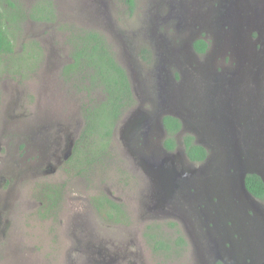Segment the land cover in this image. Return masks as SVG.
Listing matches in <instances>:
<instances>
[{"label":"rangeland","instance_id":"obj_1","mask_svg":"<svg viewBox=\"0 0 264 264\" xmlns=\"http://www.w3.org/2000/svg\"><path fill=\"white\" fill-rule=\"evenodd\" d=\"M17 1L21 2L24 7H30L37 0ZM51 1L57 20L45 22L27 19L22 27L12 32L14 51L11 57L4 55L0 58V134L6 135V138L4 136L1 138L0 143V157L4 158V162L0 161V167L3 166L6 169V175L13 167L11 159L15 157L16 160H20L24 156L23 150L12 152L8 148V141L14 135V132H22L26 128L29 131L31 127L35 126L38 129V122L44 120V123L56 126H60L61 123L59 128L64 132V134L60 132V136H64L63 143L66 142L68 135L69 139L74 138L76 141L79 134H81L84 120L82 125L79 123L74 125L72 115L74 120L78 116H82L83 106L91 98L95 101L105 98V95L98 88L95 91L87 92L84 89L86 80L83 81L84 84L79 85L80 80L70 79L62 75L61 68L71 59L67 38L72 33L80 31V29L81 31L89 29L100 31L111 46L113 53L116 54L122 51V44L125 45L123 41L131 37L130 40L134 42L132 36L142 39L145 36L144 34L147 33L152 39L160 36L175 38L182 45V53L185 52L186 54L189 51H186L183 46L195 38L190 39L192 33L199 32L190 24L193 20L189 16L190 13L180 12V2L182 0L180 2L178 0H134L132 8L128 6L125 0ZM255 1L264 2V0H251L253 3ZM0 4H4L2 0H0ZM186 4L191 5L190 3ZM253 6L255 4L251 5V7ZM247 7L248 5L241 10V13L247 10ZM203 8L205 7H196L198 10L195 13L199 24L195 26L201 27L203 29L201 33H207V39L211 42L214 54L209 57L210 60L217 54L216 48H219V46L226 47L227 64L230 65L232 72L230 77H234V73L236 78L238 77V80H240L237 85L234 80H225L226 88L222 89L220 93L225 97H229L230 104L234 108L239 105L241 99L248 96L252 108L255 107L258 113L250 118L247 117V112H244L242 123L264 126V98L260 93L261 87L251 78L253 72L257 70L259 76L262 75L263 65H260V67L255 65L253 51H249L246 47L242 35L236 34V32L233 33V12L227 18L223 17V19L220 17L215 18V16L209 14L206 18L204 17L205 11L200 10ZM10 11L11 9H7V15H11ZM188 12L190 11L188 10ZM159 15H164V21H156L159 19ZM258 21H260L259 25ZM258 21L251 25L256 24L258 29L263 31L264 17L259 18ZM174 24H176L175 27ZM243 28L245 29L246 26ZM137 31H140L141 34H137ZM249 32L246 31V34ZM253 32H258V30L253 29ZM239 44H241V48L237 50ZM132 46H134L133 43ZM243 47L245 48L244 51ZM234 48H236L235 52L233 51ZM31 51L34 52L33 58H31L33 62L17 61L20 56H24ZM261 54L264 55V45ZM219 59L217 57L215 61ZM175 60H177L176 51L173 50L170 53V61ZM20 64L23 69L19 70L17 65ZM247 66L251 68V71L245 70ZM17 71L20 72L17 73ZM76 84L78 85L76 86ZM196 105L190 109L174 110L180 113L185 120L187 124V131L185 132L190 133L192 137L195 135L194 132H200L201 136H207L206 139L210 147H217L218 158L213 156V161L210 160V167L214 166L215 172H219L218 165L222 164L225 149L210 133L211 128L202 121L204 119L203 113L207 109L206 106L201 102H197ZM132 108L133 110L129 112ZM132 108L125 113L123 112L118 122L119 128L123 125L127 126L128 117L137 109L141 114H152L150 111L151 104L148 107L137 101ZM195 112L199 113L194 114ZM150 118L153 128L156 131L160 129L157 116L153 114ZM134 125L132 124V127ZM45 133H42V135ZM158 137L157 135L153 136L151 146L143 148V153H140L138 149H134V152H132L131 147L127 146V149L118 132H115L110 139L109 152L99 154L97 161H86L88 157L85 153V146L81 143L80 148L82 150L74 156L75 159L66 162L61 167H55L53 170L45 172L36 168L30 173V176L19 179L15 190H21V196L12 202V206H20L22 200V206L18 208L21 211L19 223H17L20 229L18 230V227V231L15 228L4 230L5 239H0V250L2 245L5 244H7L5 248L7 250L0 254V264L5 262L6 259L10 262L16 261L18 264H62L65 261L62 256L67 245L64 247V245L60 246L59 244H62L60 241H62L64 235L61 234L58 238L50 236L52 233L51 225H53V222H57V219H49L47 215H41L40 209L36 208L40 204L41 197L35 189L40 190L42 187L46 191H50V189L57 191L58 196L60 195L61 198L58 204L62 213L73 210L82 216L90 210L95 211L94 206L97 202H101V199L97 196H106L112 201L118 199L117 202L119 201L118 203L125 205L130 210L131 215L136 218L139 215V199L144 194L146 195L144 205H146L149 213L146 223L153 221H155L153 224L159 223L160 225H157L162 228L167 237L176 236L177 232L182 231L188 233L187 229L192 234L197 233L198 228L189 223L184 224L182 216L178 214V212L185 211L186 204H182V202L176 204L175 200H172L173 203L166 206L165 209L162 208L164 205L158 208L155 200L154 182L144 169V166L160 161V158L166 153L162 146V139ZM16 141L17 139L13 136L11 145L15 146ZM216 143L219 145L217 146ZM262 145L261 151H264V136H262ZM177 149L180 151L183 150V147L181 146V149L177 147ZM25 150L31 155L26 159V166L37 165V155L31 152L32 150L29 147ZM160 155L162 156L159 157ZM77 157H79L78 161H76ZM81 159L84 160V164L80 161ZM183 166L190 170L193 167L188 159L184 161ZM45 184L48 186L45 187ZM5 191L6 188L0 189V192ZM225 199L229 200V197L226 196ZM260 205L264 207L262 203ZM7 208L12 210L10 207ZM188 209L189 207H187ZM165 213L166 216H162ZM173 214L180 215V220H177ZM96 215L98 238L106 247H112L111 240L119 237V233L124 238L126 237V232L121 229L118 230L117 225L110 226L102 214ZM2 218L3 220L7 219L6 216ZM171 228L175 230V233ZM246 228L250 229L249 227ZM21 230L25 234H21ZM13 234L19 241L22 237L26 239L27 242L21 245L23 248L17 246L18 241H12ZM198 238H201V235H198ZM237 238L239 239V237ZM193 243L194 246L190 243L189 253H191V256L187 252H182L175 264H205L202 258L195 255L196 252L198 253V247L195 241ZM66 263L68 262L66 261Z\"/></svg>","mask_w":264,"mask_h":264},{"label":"flooded vegetation","instance_id":"obj_2","mask_svg":"<svg viewBox=\"0 0 264 264\" xmlns=\"http://www.w3.org/2000/svg\"><path fill=\"white\" fill-rule=\"evenodd\" d=\"M180 1L181 0H178V2ZM186 3H190L191 5H187ZM253 4H255V6L251 7ZM247 5V10L251 18L254 16H258L259 18L264 17V2L255 1L253 3L251 0H182V2H180V12L190 13L189 16L191 20L193 19L190 24L194 26L196 31H199L190 35V39L193 37L195 38L192 39V49L189 53L186 52V54L185 52L184 54L182 53V45L175 38L160 36L152 39L146 33L142 39L132 36L134 42L130 40L131 37L123 41L125 45L122 44V51L116 54V59L120 64H124L122 66L127 70L134 101H139L142 105H147L148 107L149 104H151L152 108H150V111L152 114L158 115L161 124V128L156 131L151 125L150 117L152 114L147 115L143 117L142 120L146 128L142 126L140 128L145 132L141 134L138 132L140 129L138 131L134 129V132L138 134V138L124 140L123 138L125 136L123 130L130 125L131 122L134 123V119L138 116H142V114L138 109L133 111L126 121V127L123 125L119 128L117 123L113 130V134L118 132L119 137L124 140V142L130 143L129 146H132V152H134V149L143 152V148L150 147L153 143L152 137L155 135L162 139V144L164 143V139L168 134L164 127L163 118L164 116L171 115L167 113L170 109L175 108V110L180 111L194 107L197 102L205 104L206 101L211 98L218 99L221 94L220 92H222L221 90L226 88L225 80H229L232 74L230 65L227 64L226 47L219 46V48H216L217 54L219 55H214L210 60L209 57L214 54V52L211 42L207 39V33H201L203 29L195 26L199 24L195 13L198 10L196 7H205L200 10L205 11L204 17L206 18L207 14H209L210 16H215V18L220 17L223 19V17L227 18L234 11V7L238 6L242 10L243 7ZM188 10L190 12H188ZM166 15L168 16L169 14ZM163 19L164 15H159V19L156 21H164ZM251 23L252 22L249 23L251 26L250 38H252L251 40L255 43V50H257V54L253 52L255 59L254 63L255 65H259V67L263 65L264 70V55L261 54L263 53L264 30L260 31L258 27L251 25ZM175 26L176 24H174V27ZM253 29L258 30V32H253ZM137 34H141V32L137 31ZM198 38H203L207 41L208 47L203 53H198L193 47V42ZM132 43L134 46H132ZM239 48H241V44L237 45V50ZM235 49L236 48L233 49L234 52ZM173 50L176 51L177 60L171 62L170 53L173 52ZM244 50L245 48H243V51ZM217 57L220 59L215 61ZM256 72H258V70ZM188 75L190 77H187ZM263 78L264 71L260 76V80L262 79L260 93L264 98ZM196 106L199 108L198 105ZM132 110L133 108L129 110V112ZM198 113L199 112H195L194 114ZM172 116L177 117L173 114ZM177 118L181 121L179 117ZM72 119L75 123L74 125H76V123L82 125L83 111L82 116H78L77 119L74 120L72 115ZM202 121H204V119ZM60 126L44 123L43 120L42 122H38V129L37 126H35L31 127L29 131H27L26 128L22 132H14L13 136L17 139L15 146L11 145L13 136L8 141V148H10L12 152L23 150L24 156L20 160H16L15 157L11 159L13 167L9 174L7 173L8 175H6V169L3 166L0 167V189L6 188L5 192H0V234H2L0 235V239H5V229L13 230L15 228V230H17L18 227V230L20 229L17 223H19L21 211H19L18 208L22 206V200L20 201V206H12V202L21 196V190H15L18 186L19 179L30 176V173L36 170V168L40 171L44 170L45 172L47 170H53L55 167H61V165L69 162L73 154L75 139H69L68 135L66 137V142L63 143L64 136H60V132H63V130L59 128ZM216 127H218V122L215 121V129ZM258 127L264 130V126ZM132 130L133 129H131V132ZM185 131L186 129L182 127L175 135L177 136L178 146L183 145L182 136ZM42 133L45 134L42 135ZM39 134L40 136H38ZM133 135L134 134L131 133V136ZM3 136L6 138V135L0 134V143ZM200 138L201 136L199 134L193 135V140L196 143H198ZM27 147L31 148V152L37 155V165L35 164L32 167L26 166V159L28 156H31L25 150ZM67 151L69 152V156L65 158ZM0 161L4 162V158L0 157ZM207 177L209 176L197 174L190 179V197L184 196L180 190H176L173 196L166 199L157 200L155 197L158 208L164 205L162 208L165 209L166 206L173 203L171 202L172 200H175L176 204L179 202L186 204V212H188L187 207L189 206H194L193 211L195 212H197L196 210L199 207L202 208L204 206L208 207L207 209H211L212 212H215L219 208L220 201V198L215 197L216 195L222 198L224 197V199L227 196L233 202L237 201L233 196L235 190H230L228 188L227 182L221 177V174L220 177ZM46 186L48 185L45 184V187ZM190 188H192V190H190ZM187 190L184 189L183 191L187 192ZM194 190L198 191L201 196L202 201L200 203L197 199L191 198L192 191ZM35 191L41 197L40 204L36 206V208L40 209L42 212L41 215H47L49 219H57V222H53V225H51L53 234L51 233L50 236L52 235L53 238H58L61 234L64 235L62 241H60L62 244L56 242L59 243L60 246L64 245L65 247V245H67V247L64 248L62 256L65 261H63L62 264H65L66 261L68 262L66 264H175V261L182 252L189 253L191 247L190 243L192 246L194 241L198 244L196 237H194V233L192 234L188 229V233L182 231L177 232L176 236L167 237L163 233L159 223H157L159 225L153 224L155 221L146 223L149 213L146 205H144L146 195H144L143 192L142 198L139 199V215L134 218L125 205L118 203L119 201L117 202L118 199L113 201L118 207H110L109 204H106L104 207L95 205V211L90 210L88 213L85 212L83 216L77 214L73 210L62 213L60 205L58 204L61 198L60 195L58 196L56 190L50 189V191H46L42 187L40 190L35 189ZM47 193L50 195H47ZM169 199L171 200L169 201ZM256 201L264 205V200L256 199ZM166 202L168 203L165 205ZM7 207L12 208V210H8ZM78 207L81 208L80 206ZM96 214H102L107 219L110 226L117 225L118 230L121 229L125 231L126 237L124 238L119 233V237L111 240L112 247H106L98 238ZM178 214L182 216V222L184 224L189 223L194 226L199 223V220L205 218L202 216V211L194 215H188L183 212H178ZM180 215L173 214L177 220H180ZM3 216H6L7 219L3 220ZM162 216H166V213ZM149 225L153 226V228H148ZM212 227V223L208 224L205 222V224L200 225L197 233V235H201V244H198V250L199 247H201L205 254L201 257L196 252L195 255L202 258L205 264H218L221 262L219 259L215 260L216 258L212 257L209 250ZM17 231L15 232L17 233ZM65 231H67V233H65ZM172 231L175 233V230L172 229ZM20 232L21 234H25L22 230ZM226 233L225 229L221 232L219 230L216 231L217 236ZM180 234L183 235L185 239L186 243L184 246H181L178 241V235ZM235 237L238 236L235 235ZM12 241H18L19 243L17 246L20 247H22V243L27 242L24 237L19 241L14 234L12 236ZM6 247L7 244L2 245L0 254H2L4 250L6 252ZM189 254L191 256V253ZM245 261L247 262L246 264H248L250 258H245ZM2 264H18V262H10L6 259ZM221 264L223 263L221 262Z\"/></svg>","mask_w":264,"mask_h":264},{"label":"water","instance_id":"obj_3","mask_svg":"<svg viewBox=\"0 0 264 264\" xmlns=\"http://www.w3.org/2000/svg\"><path fill=\"white\" fill-rule=\"evenodd\" d=\"M258 19V16L251 18L248 10L241 13L240 7H234L233 33L236 32V34L242 35L246 47L249 51H253L254 54H257V50H255V43L250 38L251 26L249 23H255ZM259 22H257L258 25L260 24ZM244 26H246L245 29L243 28ZM246 31L250 32L246 34ZM183 47L186 48V51H190L192 49V40ZM245 70L251 71V68L247 67ZM235 78L236 75L234 74V77H230L229 80H234L237 85L240 80H238V77ZM251 78L256 84H259V75L256 71L253 72ZM249 100L250 98L246 96L234 108L230 104L229 97H225L221 93L218 99L211 98L204 104L207 109L203 113V122L211 128L210 133L214 135L218 143L223 145L222 148L225 149L222 164L218 165L219 172H215L214 166L210 168V160L213 161V156L218 158L217 147H210L206 139L207 136H201L200 132H194L201 136L198 143L209 151L205 162L201 166H193L191 170L185 168L183 163L186 156L184 151H179V149L172 152L166 150L164 156H159H162L160 161H155L148 165V174L152 178V182H154L157 200L173 196L176 190H180L184 196L190 197L188 180L197 174L209 176L207 178L220 177L221 174V177L227 182L228 188L235 190L233 196L236 198V202H233L230 198L225 200L224 197L215 196L220 198L219 208L215 212L207 209L208 207L206 206L199 207L196 210L197 212L193 211L194 206H189L188 212H186L188 215H194L202 211V216L205 218L199 220V223L196 224L198 229L205 222L213 224L209 250L212 257L216 258L215 260L219 259L223 264H246L245 258H250L248 264H264V207L252 197L245 186V177L248 173L259 175L264 182V151H261L263 147L261 135H263L264 130L261 127L259 128L257 124L256 126L252 123L248 125L242 123L244 121V112H247V117L250 118H253L258 113L255 107L252 108ZM174 109H170L167 113L179 117L183 129H187V124L182 115ZM155 115L161 128L160 118L157 114ZM145 116H147V113L138 116L134 119V123L131 122L123 130L124 139L138 138V134L134 132V129L138 131L141 126L144 127V121L142 122V120ZM215 121L218 122L216 129ZM132 124L135 125L132 127ZM131 129H133L132 132ZM138 132L143 134L145 131L140 129ZM131 133L134 135L131 136ZM124 144L128 147L130 145L128 142ZM219 144L216 143L217 146ZM68 156L69 152L67 151L65 158ZM184 189H188L187 192H184ZM191 198L197 199L199 203L202 201L200 194L196 190L192 191ZM246 227L250 229L248 230ZM224 229L227 232L226 234L216 235L217 230L221 232ZM197 233H194V237H196L198 244H201ZM198 244L197 247L199 246ZM198 254L201 257L205 254L201 247H199Z\"/></svg>","mask_w":264,"mask_h":264},{"label":"trees","instance_id":"obj_4","mask_svg":"<svg viewBox=\"0 0 264 264\" xmlns=\"http://www.w3.org/2000/svg\"><path fill=\"white\" fill-rule=\"evenodd\" d=\"M125 1L128 6L133 7L134 0ZM2 2L4 4H0V58L4 55L11 57L14 51L12 32L22 27L27 19L45 22L57 20L51 0H37L30 7H24L17 0H2ZM4 5L8 7L6 8ZM7 9H11V15H7ZM67 39L71 59L61 68L62 75L80 80L79 85L84 84L83 81L86 80L84 89L87 92L95 91L98 88L105 95L103 100L95 101L91 98L88 103L84 104L82 110L84 125L81 134L75 141L71 158L75 159L74 156L80 153L82 150L80 144L83 143L88 157L86 161H97L99 154L109 152L110 139L116 124L121 119L123 112L128 111L135 103L130 80L126 68L117 61L116 53H113L102 32L93 29L81 31L80 29ZM193 47L198 53H203L208 44L205 39L198 38L193 42ZM33 55L34 52L31 51L20 56L17 61L31 63ZM17 67L19 70L22 68L21 64ZM19 72L17 71V73ZM163 123L168 134L164 139L163 146L167 151H173L178 146L175 135L182 128L181 121L175 116L167 115L164 116ZM182 144L189 162L201 163L209 153L204 146L194 143L192 135L188 132L183 134ZM79 157L76 158V161ZM80 161L84 164L83 159ZM245 185L254 197L264 200V182L259 175L248 173L245 177ZM47 195L50 194L47 193ZM97 197L101 199V202H97V206L104 207L109 204L110 207H118L106 196ZM149 227L153 228L150 225ZM178 241L181 246L186 243L181 234L178 235Z\"/></svg>","mask_w":264,"mask_h":264},{"label":"clouds","instance_id":"obj_5","mask_svg":"<svg viewBox=\"0 0 264 264\" xmlns=\"http://www.w3.org/2000/svg\"><path fill=\"white\" fill-rule=\"evenodd\" d=\"M258 73V75H259V72H257ZM259 80H260V76H259ZM261 81L262 80H260V82H259V86H261ZM131 109V108H130ZM187 131V130H186ZM262 136H264V135H262ZM124 139V138H123ZM125 140V139H124ZM124 140H123V143H125L124 142ZM194 141V140H193ZM194 143H196V142H194ZM162 146H163V144H162ZM129 147H132V146H129ZM178 147H180V149H181V146H178ZM182 147H183V145H182ZM126 148H127V146H126ZM163 148H164V146H163ZM128 149V148H127ZM165 149V148H164ZM166 150V149H165ZM177 149H175V150H173V151H176ZM183 151H184V149H183ZM169 152H172V151H169ZM184 155H185V153H184ZM186 156V155H185ZM207 158V157H206ZM206 158H205V160H206ZM186 159H187V157H186ZM185 159V160H186ZM205 160L203 161V162H201V163H197V162H189L191 165H193V166H201L204 162H205ZM144 169L148 172V165H146V166H144ZM150 177V176H149ZM193 177V176H192ZM151 178V177H150ZM152 179V178H151ZM190 184H191V181H190V179L188 180V186L190 187ZM246 186V185H245ZM248 190V189H247ZM250 193V192H249ZM252 195V194H251ZM252 197L256 200H259L258 198H256V197H254L253 195H252ZM208 224H210V223H208Z\"/></svg>","mask_w":264,"mask_h":264}]
</instances>
